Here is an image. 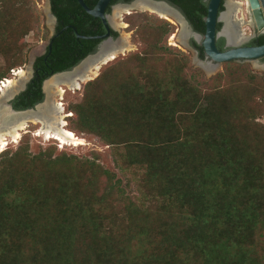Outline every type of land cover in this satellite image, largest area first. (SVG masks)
I'll list each match as a JSON object with an SVG mask.
<instances>
[{"label":"trees","instance_id":"1","mask_svg":"<svg viewBox=\"0 0 264 264\" xmlns=\"http://www.w3.org/2000/svg\"><path fill=\"white\" fill-rule=\"evenodd\" d=\"M121 1L131 0L113 3ZM167 1L206 33L210 0ZM27 5L0 3V55L10 63L0 82L20 61L14 43L32 29ZM53 10L58 35L17 110L41 103L47 79L97 51L100 39L78 34L107 32L78 0H53ZM171 26L88 82L72 106L78 130L114 148L123 172L136 171L137 195L96 162L32 155L27 144L3 151L0 264H264V75L226 62L213 86L194 84L188 59L161 46Z\"/></svg>","mask_w":264,"mask_h":264},{"label":"rangeland","instance_id":"2","mask_svg":"<svg viewBox=\"0 0 264 264\" xmlns=\"http://www.w3.org/2000/svg\"><path fill=\"white\" fill-rule=\"evenodd\" d=\"M21 2L28 1L27 10L31 11L34 15V22L32 25V29L29 33L25 34L23 37L19 38L15 43V54H18V58L20 59L19 63L15 66L14 69H11L7 73L8 78H13L15 75V71L19 69H26L29 71L31 69L32 57L35 52L39 50V53L43 55L46 51V47L50 42V39L55 34V23L52 21V15L50 12L49 0H18ZM248 0H226V5L229 3H244L243 10L246 14V19L248 21L252 20V15L249 10ZM3 0H0L2 3ZM236 8V7H235ZM117 7L111 12L112 17H115L117 14ZM250 13V14H249ZM244 17V16H242ZM239 18V17H238ZM250 18V19H249ZM124 22L127 25L125 28L116 25L117 27V37L118 39H122L126 37V35H130V41L135 45V48L131 51H127L117 56L114 60L105 64L101 69L99 75L95 78L97 79L108 67L115 65L122 61L123 59L130 57L134 54H143L148 49V45L156 39L160 35V29L164 23H171V32L164 36L161 46L169 48L174 55H179L185 57L189 61V69L188 75L194 82V84H198L204 88L208 86H213L215 83V78L224 73L226 69V63L219 65L217 69L214 71H206L198 62H197V54L191 48L182 45L180 40V35L182 32L183 26L175 20L167 19L159 14L149 11V10H140L135 9L132 10L131 13L126 14L124 16ZM147 25L149 27V31L152 32V28L157 31L152 35H142L139 31V26ZM251 25L253 23H248L241 28H245L246 31L250 32L252 29ZM148 37V38H147ZM154 37V38H153ZM156 37V38H155ZM45 48V50H44ZM37 49V50H36ZM21 50V52H19ZM18 52V53H17ZM124 54V55H123ZM16 58V57H15ZM239 63V62H236ZM241 64H247L249 67L257 74L264 75V64L256 65L250 62H244ZM10 66V63L5 59L3 55H0V68L7 69ZM33 71L30 70L29 75H32ZM34 76V75H33ZM54 77L50 79L53 80ZM5 79V80H6ZM30 79V76H29ZM4 80V81H5ZM33 77L28 83H31ZM3 81V82H4ZM48 81V80H47ZM93 81V80H92ZM49 83V81H48ZM2 84V82H0ZM87 83H82V86L79 89L67 90L68 92L64 95L63 98L59 96L54 97V103L57 105L61 103L64 109V112L67 114L66 121L68 122V127L75 131L78 136L82 137L84 144L82 145H71L64 144L57 139L47 138L45 135H40L39 130L42 128L41 123H29L28 128L22 132L21 139L19 142H10L6 150L16 151L19 147L24 145H28L29 152L32 155H40L44 154L53 155L54 158L62 155H66L67 157L76 156L82 162H96L102 165L103 167L109 169L110 171L117 173L120 178L123 179V186L131 193L133 197L137 195V177L136 171L134 169H130L128 171L123 172L117 165L114 155V148L106 145L100 138L96 135L84 133L78 130V118L77 114L73 111L72 106L76 105L83 99L85 86ZM46 86V82L44 83V87ZM20 95V94H19ZM18 95V96H19ZM17 96V97H18ZM16 97V98H17ZM15 98V99H16ZM14 99V100H15ZM13 100V101H14ZM46 97L44 99V102ZM13 101L11 104L13 105ZM264 123V116L259 120ZM5 151V150H4ZM3 153L0 152V156ZM48 157V156H47ZM140 178V176L138 175ZM131 185V186H130Z\"/></svg>","mask_w":264,"mask_h":264},{"label":"bare ground","instance_id":"3","mask_svg":"<svg viewBox=\"0 0 264 264\" xmlns=\"http://www.w3.org/2000/svg\"><path fill=\"white\" fill-rule=\"evenodd\" d=\"M235 4L236 8L234 7V4L232 5L231 3L230 11L223 15V19L226 22L224 33L229 38L230 43L234 44L238 42L236 24L239 25V27H243L248 23H253V20L248 21L246 19V14L242 9L245 2ZM117 9V14L111 19L115 26L119 24L123 28L127 26L123 20L124 16L131 13V11L135 9L153 11L164 18L178 21L183 26L180 40L182 45L185 44L184 39L188 35V30L185 24L178 18L172 16L169 11H165L148 1H137L132 5L118 6ZM117 45L120 50H114V52L109 54V58H106L104 62L95 65L91 64L86 70L81 68L72 75L57 76L54 77L52 81H49V83H47V90L50 96V102L41 107L40 116H30L31 114L28 113L29 115L24 114L21 115L22 117H19L10 110L9 106L0 101V152L6 150L10 142H19L22 132L28 128L29 123H41L43 126L39 130V133L40 135H45L48 139H57L65 145L71 144L79 146L84 144V140L81 139L82 137L78 136L75 131L68 127V122L66 121L67 112H64L61 103H58L57 105L54 103V97L57 95L63 98L68 92L67 90L73 91V89H75L74 86L77 82H81L82 80L86 83L89 79L91 80L96 78L105 63H109L123 52L125 53L135 48V45L130 41L129 34L122 38ZM107 46L110 47L111 44H108ZM206 68L208 71L212 72L218 68V65L215 66L210 63L206 65ZM29 73L30 69L29 71L26 69L16 70L13 78H8L4 81V83L0 84V97H8L18 92L19 89L22 88L23 82L29 79ZM83 76H86V79H82ZM77 85L79 86L78 83ZM80 86H82V82L80 83Z\"/></svg>","mask_w":264,"mask_h":264},{"label":"water","instance_id":"4","mask_svg":"<svg viewBox=\"0 0 264 264\" xmlns=\"http://www.w3.org/2000/svg\"><path fill=\"white\" fill-rule=\"evenodd\" d=\"M112 1L113 0H99V2L97 3L95 8H90L88 6V4L85 2V0H78L80 5L89 14H91L92 16H94L96 18H101L104 21L108 32L106 34L100 35V36H84V35L78 34V37H80V38L100 39L101 43H100L97 51L88 55L85 59H83L78 65H76L71 70L53 74L49 79H47L48 81H50V79L52 77H57V76H62V75H72V74L76 73L78 69H81V68L86 70V69H88L89 65H91V64L95 65V64H99L101 62H104L106 60V58H109V54H112L114 52V50L115 51L120 50V49H118L119 46L117 44L121 39H114L111 37V26H113L115 29L117 27L114 25V23L111 19L112 16H109L110 22L108 21V19L106 17V9ZM137 1H148V2L156 5L157 7L162 8L165 11H169L172 16H174V17L178 18L180 21H182L188 30V35L184 39V42H185L184 45H186L187 47L191 48L189 40L193 35L198 40L204 39L203 44H204V47L206 50L207 59L204 61L202 60L199 64L204 69H206V71H208L206 68V65H208L210 63L217 66L216 63L221 64V63L231 62V61H239V62L244 61V62H246V61H251V60L253 61L254 60V61H256V65H262V64H259V62H257V60H259V58L264 56V45L257 46V47L233 48V49H231L229 51H225V52L221 51L218 48V45H217L218 38L222 34H224L223 32L218 31V24L222 20L223 15L227 14L230 11V4L231 3H229L227 6L228 10L221 15L220 14V8H221L223 0H210L209 1L208 15L206 17V33H205V36H202L201 34L195 33L192 30V28L189 24V21L187 20L185 15L178 8L171 5L170 3L166 2V1H160V0H136V1H134V3ZM247 4L249 6V10L252 14V17L254 18V21L258 25L259 29L264 30V0H248ZM119 6H127V5L121 4ZM52 21L54 22L55 20L52 18ZM110 23H111V26H110ZM52 37H55V34ZM52 43H53V41L51 42V47H52ZM108 44H111V46L108 47L107 46ZM40 55H41L40 53L35 52L34 56L32 57V63H31V69L30 70H32L33 73H32V75L30 74V79H27L23 82L22 88L19 89L18 92L14 93L11 96L0 97V101H2L7 106H9L10 110L15 115H17L19 117H22L21 115L28 114V113L31 114L30 116H40L41 115V112H40L41 107L43 105L47 104L48 102H50V96H49V93L47 90L48 81L46 80L45 81L46 82L45 90H46L47 96H46L45 102L39 103L35 107L30 108V109H26V110H17L11 104V102L19 94L23 93L28 88V83L31 80V77H33V75H34V63ZM105 64H107V63H105ZM262 67H264V66H262ZM82 79H86V76H83ZM92 80H95V78L91 79V80L89 79L86 83H88ZM81 82L84 83L82 80H81ZM81 82L80 81L77 82L79 84V86L77 85V83L75 84V86H74L75 89H79L81 87L80 86ZM2 83H4V82H2Z\"/></svg>","mask_w":264,"mask_h":264},{"label":"flooded vegetation","instance_id":"5","mask_svg":"<svg viewBox=\"0 0 264 264\" xmlns=\"http://www.w3.org/2000/svg\"><path fill=\"white\" fill-rule=\"evenodd\" d=\"M91 2H94V0H90ZM134 1L136 0H131L129 2H125V1H121V2H117V3H113V1L110 3V5L107 7L106 9V17L108 19V21L110 22L109 20V16L111 15V12L114 10L115 7H118L119 5L121 4H125V5H132L134 3ZM160 1H166L168 3H170L169 1L167 0H160ZM223 8L221 9L220 8V14L222 15L224 12H226L228 9H227V5H226V0H223ZM171 5H173L172 3H170ZM49 5H50V12H51V15H52V18L55 20L53 23H55V37L58 35V28H59V18L56 16V14L54 13V10H53V0H49ZM97 5V4H96ZM60 6H62V4H60ZM175 6V5H173ZM176 7V6H175ZM222 7V5H221ZM178 8V7H176ZM179 9V8H178ZM180 10V9H179ZM181 11V10H180ZM182 12V11H181ZM183 13V12H182ZM250 14V13H249ZM252 15V14H251ZM186 17V16H185ZM187 18V17H186ZM101 19V18H100ZM250 19V18H249ZM188 20V19H187ZM252 20H253V25H251L252 29L250 30V32L246 31V29L244 28H241L239 27V25L236 24V31H237V39H238V42L235 43H230L229 41V38L227 37V35L224 33V28L226 26V22L225 20L222 18V20L219 22L218 26H220L218 28V31L219 32H223L224 34H222L219 38H218V41L223 39V45H222V48H220L218 46V48L221 50V51H229L233 48H242V47H257V46H261V45H264V44H260L261 42V38L264 36V30H261L259 29L258 25L256 24V22L254 21V18L252 17ZM101 21L103 22V24L105 25L104 21L101 19ZM189 21V20H188ZM189 24L192 28V30L195 32V33H198V34H201L202 36H205V34H202L198 31H196V29L194 28V26L190 23L189 21ZM110 26H111V23H110ZM238 26V28H237ZM106 27V25H105ZM107 29V27H106ZM108 32V30H107ZM106 32V33H107ZM240 32V33H239ZM105 33V34H106ZM115 33H117V28L115 29L113 26H111V37L114 38V39H118L117 35L118 33L115 35ZM104 35V34H102ZM100 36V35H98ZM55 37H52L50 39V42L48 43V46L46 47V51L43 55H40L35 63H34V76H33V80L35 79L36 75H37V69H36V63L38 61V59L40 57H43L45 56L49 49H51V42L54 40ZM203 40H198L194 35L190 38L189 40V43H190V46H191V49L193 51H195V53L197 54V62L200 63L202 60H206L207 59V54H206V50H205V47H204V53H202V51L197 47L196 44L200 45V46H204L203 44ZM218 41H217V45H218ZM53 44V43H52ZM37 50V49H36ZM45 50V48H44ZM36 52L39 53V50H37ZM41 54V53H40ZM211 59V58H210ZM231 62H239V61H231ZM246 62H250L252 64H255L256 61H246ZM257 62H259V64H264V56L259 58V60H257ZM226 63V62H225ZM239 63H244V61H240ZM218 66L219 65H222L224 63H221V64H218L216 63ZM32 80V81H33ZM31 81V82H32ZM45 83V82H44ZM27 90V89H26ZM25 90V91H26ZM43 92L45 94V97L47 96V93H46V90H45V87H44V84H43ZM45 99V98H44ZM14 102V101H13ZM44 102V100L42 101ZM41 102V103H42ZM38 105V104H37ZM13 107H14V104H13ZM15 108V107H14Z\"/></svg>","mask_w":264,"mask_h":264}]
</instances>
